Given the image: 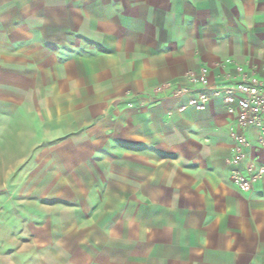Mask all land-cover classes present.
<instances>
[{"label":"crops","instance_id":"0c3cea01","mask_svg":"<svg viewBox=\"0 0 264 264\" xmlns=\"http://www.w3.org/2000/svg\"><path fill=\"white\" fill-rule=\"evenodd\" d=\"M227 59L264 78V0H0V118L32 114L1 182L67 170L80 202L49 227L83 233L72 264H264V178L247 192L231 179L236 116L155 93L204 66L213 84L236 76ZM247 137L242 167L264 166Z\"/></svg>","mask_w":264,"mask_h":264},{"label":"rangeland","instance_id":"374dc122","mask_svg":"<svg viewBox=\"0 0 264 264\" xmlns=\"http://www.w3.org/2000/svg\"><path fill=\"white\" fill-rule=\"evenodd\" d=\"M18 113L11 115L10 118H0V128H6L5 135L0 136V150L2 146L7 147L3 145L4 140V144H9L10 148L4 153L0 151V171L2 168L7 171L9 164L11 166L14 158L20 154L19 152H23L21 151L22 146L18 150L20 146L17 141L14 142L18 135L13 136V132L17 127H21V122L31 118L32 114L25 108L20 109ZM45 145L44 142L42 146ZM46 149L44 147L39 152L41 160L47 159L50 155ZM62 150L59 147L52 154L61 155L64 153ZM18 169L19 167L11 172L5 182H1L6 177L0 173V264H72L68 255H71L70 250L74 246L79 245L84 237L83 233H72L59 228L52 231L49 227V214L59 215L63 211L61 212L62 220L70 219L72 218L71 212L66 210L67 207L80 202L72 196L74 185V182H71L72 178L63 177V175L67 176V170L59 166L57 169L59 176L55 179L57 180L55 183L49 185L18 184ZM39 187H41V193ZM35 191H39L40 201L29 200L34 197ZM54 204H57V207H51ZM41 219L43 223L36 226Z\"/></svg>","mask_w":264,"mask_h":264},{"label":"built area","instance_id":"2783aa9c","mask_svg":"<svg viewBox=\"0 0 264 264\" xmlns=\"http://www.w3.org/2000/svg\"><path fill=\"white\" fill-rule=\"evenodd\" d=\"M225 64H232L236 76L225 74L216 84L211 83L210 68L202 67L198 71H189L186 82L174 85L171 82L160 84L155 93H166L172 97H187L181 109L194 108L203 111L212 99L220 98L228 112L236 116L238 129L231 130L234 140L229 163L232 165L231 179L242 191H250L255 183L264 178V166L254 162L242 167L247 158V149L251 143L247 131H257L258 142L264 145V78L250 73L244 65L227 59Z\"/></svg>","mask_w":264,"mask_h":264}]
</instances>
